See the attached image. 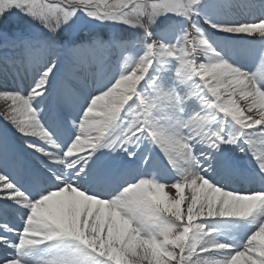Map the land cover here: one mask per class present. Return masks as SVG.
Wrapping results in <instances>:
<instances>
[{
    "label": "snow or ice",
    "instance_id": "obj_1",
    "mask_svg": "<svg viewBox=\"0 0 264 264\" xmlns=\"http://www.w3.org/2000/svg\"><path fill=\"white\" fill-rule=\"evenodd\" d=\"M12 17L31 71L0 77V264H264V0Z\"/></svg>",
    "mask_w": 264,
    "mask_h": 264
},
{
    "label": "rangeland",
    "instance_id": "obj_2",
    "mask_svg": "<svg viewBox=\"0 0 264 264\" xmlns=\"http://www.w3.org/2000/svg\"><path fill=\"white\" fill-rule=\"evenodd\" d=\"M23 26L18 22L17 18L12 17L7 21L0 22V77L4 75V66H8V78L12 80L15 77L17 82H23V80L29 75L31 71L30 65L26 62L21 63V52L13 48L10 41L15 36L20 34ZM96 69L94 67H87L82 69V72L88 73L93 72ZM254 70L259 71V65L257 64ZM243 105V101L240 102ZM2 104V102H0ZM251 114V113H249ZM5 125L3 120H0V133L4 132ZM9 146L10 148L19 149L20 142L15 137L11 130L8 131Z\"/></svg>",
    "mask_w": 264,
    "mask_h": 264
}]
</instances>
